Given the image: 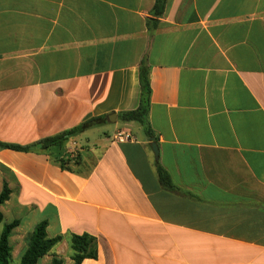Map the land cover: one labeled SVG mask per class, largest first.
I'll list each match as a JSON object with an SVG mask.
<instances>
[{"label":"crops","instance_id":"1","mask_svg":"<svg viewBox=\"0 0 264 264\" xmlns=\"http://www.w3.org/2000/svg\"><path fill=\"white\" fill-rule=\"evenodd\" d=\"M155 3L0 0V142L106 117L61 147L0 148L12 261L47 222L64 239L38 264H75L72 234L98 239L82 264H264V0H168L149 28ZM145 58L153 137L119 118Z\"/></svg>","mask_w":264,"mask_h":264},{"label":"trees","instance_id":"2","mask_svg":"<svg viewBox=\"0 0 264 264\" xmlns=\"http://www.w3.org/2000/svg\"><path fill=\"white\" fill-rule=\"evenodd\" d=\"M168 0H156L155 6L151 11L152 17L148 20L149 28L157 26L158 19L161 18L166 9ZM139 82L141 86L139 107L132 111H126L119 114V118L124 122H137L141 124L149 137H153L154 133L149 122V113L151 109V67L148 65L146 58L143 59L139 70ZM106 121V117L91 118L80 126L70 130L69 132L56 136L45 138L35 144L33 147H39L48 150L52 147H61L70 138L82 133L86 130L102 125ZM33 147H21L17 145L5 144L0 142V148L12 149L17 151H31ZM64 164H62L63 166ZM157 173L160 183L164 187L173 188L172 180L169 173L158 163ZM11 190L5 186L0 193V224L5 223L4 215L1 211L3 205L9 200ZM19 221L13 223H5L3 232L0 237V264H11L12 246L10 239L15 228L19 226ZM47 222L40 223L28 240V248L21 258L20 264H38L39 261L48 255L52 249L59 244L64 237L57 236L50 238L47 234ZM70 246L72 251V260L75 264H82L86 259H97L99 256L98 239L90 234L70 235ZM53 264H61L60 260H54Z\"/></svg>","mask_w":264,"mask_h":264},{"label":"built area","instance_id":"3","mask_svg":"<svg viewBox=\"0 0 264 264\" xmlns=\"http://www.w3.org/2000/svg\"><path fill=\"white\" fill-rule=\"evenodd\" d=\"M135 140V138L128 134V133H121V134H117L114 139H113V143H123V142H127V141H133Z\"/></svg>","mask_w":264,"mask_h":264},{"label":"rangeland","instance_id":"4","mask_svg":"<svg viewBox=\"0 0 264 264\" xmlns=\"http://www.w3.org/2000/svg\"><path fill=\"white\" fill-rule=\"evenodd\" d=\"M110 125L108 124V123H106V124H104L103 126H101V127H98V128H96L97 130H104V129H106L107 127H109ZM1 233H2V227L0 226V235H1ZM11 264H18V261L17 260H14V261H12L11 262Z\"/></svg>","mask_w":264,"mask_h":264},{"label":"water","instance_id":"5","mask_svg":"<svg viewBox=\"0 0 264 264\" xmlns=\"http://www.w3.org/2000/svg\"><path fill=\"white\" fill-rule=\"evenodd\" d=\"M152 146H153V149H154V152H155L156 156H158L159 150H158L157 144L155 143V138H153V144H152Z\"/></svg>","mask_w":264,"mask_h":264}]
</instances>
